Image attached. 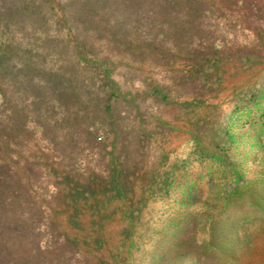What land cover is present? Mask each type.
<instances>
[{
	"label": "trees",
	"instance_id": "trees-1",
	"mask_svg": "<svg viewBox=\"0 0 264 264\" xmlns=\"http://www.w3.org/2000/svg\"><path fill=\"white\" fill-rule=\"evenodd\" d=\"M246 24L253 45L220 44ZM96 47L164 62L168 85L125 90L90 57ZM263 59L264 0H0V264H96L108 242L97 231L88 236L84 220L100 214L124 170L112 152L99 153L113 166L112 184L90 168L100 161L90 156L108 145L99 132L128 148L149 96L180 87L193 96L185 110L205 105L226 78L263 86ZM189 114L183 122L201 133L204 123ZM147 129L137 132L143 150Z\"/></svg>",
	"mask_w": 264,
	"mask_h": 264
},
{
	"label": "rangeland",
	"instance_id": "rangeland-1",
	"mask_svg": "<svg viewBox=\"0 0 264 264\" xmlns=\"http://www.w3.org/2000/svg\"><path fill=\"white\" fill-rule=\"evenodd\" d=\"M225 36L220 44L232 48L256 40L247 24ZM107 52L96 47L90 57L101 68L108 65L125 90L142 92L151 82L168 85L164 62ZM258 69L264 76V59ZM261 84L226 78L217 97L187 110L180 104L193 96L180 87L149 96L128 148L112 132H99L98 141L108 145L90 156L100 159L90 168L112 184L113 166L99 156L112 152L124 170L119 185L103 195L100 214L91 210L93 216L84 220L88 236L97 231L108 242L96 264H264V77ZM117 105L122 107L118 100ZM92 111L85 108L89 123ZM185 112L204 123L201 133L193 121L183 122ZM142 127L148 128L144 150L138 147ZM88 243L86 250L92 251Z\"/></svg>",
	"mask_w": 264,
	"mask_h": 264
}]
</instances>
